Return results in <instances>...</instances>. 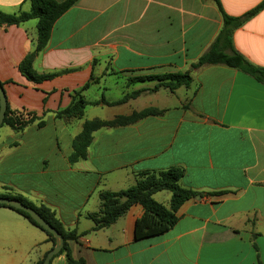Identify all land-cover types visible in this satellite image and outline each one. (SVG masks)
<instances>
[{"label": "crops", "instance_id": "obj_1", "mask_svg": "<svg viewBox=\"0 0 264 264\" xmlns=\"http://www.w3.org/2000/svg\"><path fill=\"white\" fill-rule=\"evenodd\" d=\"M75 1L34 61L37 73L57 74L51 80L35 84L19 71L36 48L38 21L0 27V83L7 103L45 122L22 132L0 128V197L49 208L65 229L78 232L72 256L85 264H264V85L224 65L192 69L223 28L216 2ZM262 1L220 3L227 15L239 17ZM30 9L28 0H0V13ZM233 45L264 68V10L235 31ZM187 71L191 86L174 93L149 92L158 82L130 83L138 76ZM87 84L82 97L90 104L83 116L57 118ZM140 90L145 92L124 104H102ZM147 109L160 114L94 132L86 159L70 162L86 121ZM174 166L185 169L181 185L203 195L180 207L166 234L135 239L144 213L140 205L109 228L93 231L89 215L99 210L102 191L125 190L137 173ZM154 198L169 207L172 195L164 191ZM52 248L46 233L0 207V264H37ZM50 264H66V256Z\"/></svg>", "mask_w": 264, "mask_h": 264}, {"label": "trees", "instance_id": "obj_2", "mask_svg": "<svg viewBox=\"0 0 264 264\" xmlns=\"http://www.w3.org/2000/svg\"><path fill=\"white\" fill-rule=\"evenodd\" d=\"M31 3L30 11H19L14 14L0 13V27L20 26L21 24L37 20L38 38L36 48L32 53H29L19 64V71L29 81L35 84L51 80L57 74H39L34 70V61L38 55L47 47L55 22L74 4L75 0L58 2L55 0H28ZM221 10L223 16V28L210 47V49L192 66V69H199L204 66L224 65L229 68L239 70L264 85V68L257 67L248 61L241 53H239L233 45V37L236 30L240 29L250 19L258 15L264 10V0L254 9L239 17L227 15L221 6L220 0H214ZM158 82V84L149 92H156L160 88H166L171 93L177 89L184 87L189 88L193 82L192 72L138 76L130 80V83L141 82ZM2 86L3 84L0 83ZM89 87L85 85L74 94V100L70 107L57 112V118H81L86 107L90 104L86 102L82 93ZM145 91H134L128 93L118 102L109 103L102 101V104L108 106L121 105L131 99L139 97ZM100 104V102L93 103ZM160 112L155 109H147L141 112H134L129 116H119L111 121H103L94 119L86 121L83 125L81 133L73 141V153L69 157L72 164L81 160H85L89 147L93 142L94 132L115 127H125L133 125L147 117L157 116ZM38 122V127L42 128L45 122L41 117L32 112H16L10 109L7 105V111L3 126H8L15 132H22L28 126ZM185 176V169L181 167H171L162 171L140 172L135 175V184L125 190L119 192L102 191L99 194L100 207L95 213L89 215V218L94 222L93 231L109 228L115 224L120 218L125 216L130 208L134 205H140L144 209V213L135 225V239L137 241L150 238L160 237L166 234L178 221L177 212L180 207L187 201L202 197V193L192 189L185 188L181 185V180ZM169 192L172 195L170 206L166 207L159 203L154 196L159 192ZM226 192H218L214 195H225ZM21 201L28 207L36 210L39 215L53 228H55L64 238V246L61 252L55 256H66V264H85L84 260H75L72 256L71 243L79 239V234L76 230L68 231L63 224L56 218L46 206L37 207L33 203L22 197H8ZM7 207L17 212L19 215L27 219L32 225L42 230L48 236V241L55 246L54 236L38 225L24 211ZM53 249V248H52ZM46 257V255H45ZM45 257L37 264H43ZM54 257V258H55ZM52 262V261H51Z\"/></svg>", "mask_w": 264, "mask_h": 264}, {"label": "water", "instance_id": "obj_3", "mask_svg": "<svg viewBox=\"0 0 264 264\" xmlns=\"http://www.w3.org/2000/svg\"><path fill=\"white\" fill-rule=\"evenodd\" d=\"M7 99L6 94L4 92L3 86L0 84V128L3 126L6 111H7ZM0 205L9 206L27 213L38 225H40L44 230L51 233L55 238V246L52 250H50L45 259L43 264H50L51 261L57 256L63 246H64V238L63 236L50 224H48L40 215L39 213L31 207L26 206L21 201L16 199H11L8 197H0Z\"/></svg>", "mask_w": 264, "mask_h": 264}, {"label": "rangeland", "instance_id": "obj_4", "mask_svg": "<svg viewBox=\"0 0 264 264\" xmlns=\"http://www.w3.org/2000/svg\"><path fill=\"white\" fill-rule=\"evenodd\" d=\"M100 99V98H99ZM160 199H162V197H159Z\"/></svg>", "mask_w": 264, "mask_h": 264}]
</instances>
